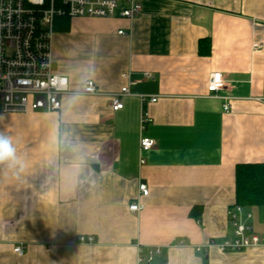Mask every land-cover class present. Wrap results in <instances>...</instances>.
I'll return each instance as SVG.
<instances>
[{
	"label": "crops",
	"instance_id": "0c3cea01",
	"mask_svg": "<svg viewBox=\"0 0 264 264\" xmlns=\"http://www.w3.org/2000/svg\"><path fill=\"white\" fill-rule=\"evenodd\" d=\"M138 1L132 21L75 19L55 30L53 69L69 77L58 112L0 117L24 165H0V264H139L156 249L150 264H264V247L193 248L233 237L236 166L264 162V0ZM125 72L133 95L113 111ZM214 72L225 82L217 96ZM89 80L99 94L85 92ZM140 94L157 97L143 133ZM143 136L152 149L141 151ZM134 201L144 210L131 212ZM245 211L264 238V208Z\"/></svg>",
	"mask_w": 264,
	"mask_h": 264
},
{
	"label": "built area",
	"instance_id": "2783aa9c",
	"mask_svg": "<svg viewBox=\"0 0 264 264\" xmlns=\"http://www.w3.org/2000/svg\"><path fill=\"white\" fill-rule=\"evenodd\" d=\"M143 7L138 0H0V117L6 114L27 113L33 110L58 112L62 108V96L69 92V77L56 73L53 69V41L55 21L60 17L71 20L85 18L121 17L132 21L142 13ZM119 31V34H123ZM258 47V45H255ZM149 76V75H148ZM128 84L121 91L112 94L110 107L113 111L123 108V97L133 95L131 87L136 82L130 72L123 73ZM225 88L221 72H214L208 82V92L212 96ZM85 92L99 94L94 81L89 80ZM141 115L140 131L153 121L147 105L155 103L156 96L140 94ZM225 111L230 105H224ZM155 140L143 136L140 140L141 151L155 146ZM141 163H145L142 159ZM141 196L149 195L146 184L139 186ZM145 205L134 201L129 205L133 213H140ZM229 221L233 226V237L222 241L210 240L193 246L199 255L217 249L221 252H238L252 247H264L262 238L252 225L253 215L245 207L235 204L229 208ZM92 236H80L79 243H92ZM177 246H188L180 241ZM25 244L14 248L17 255H23ZM159 249L148 251L139 256V264L154 261Z\"/></svg>",
	"mask_w": 264,
	"mask_h": 264
},
{
	"label": "trees",
	"instance_id": "16d2710c",
	"mask_svg": "<svg viewBox=\"0 0 264 264\" xmlns=\"http://www.w3.org/2000/svg\"><path fill=\"white\" fill-rule=\"evenodd\" d=\"M70 18L60 17L55 21V30L68 28ZM236 200L243 207L264 208V162L239 164L235 170Z\"/></svg>",
	"mask_w": 264,
	"mask_h": 264
},
{
	"label": "clouds",
	"instance_id": "9594fccd",
	"mask_svg": "<svg viewBox=\"0 0 264 264\" xmlns=\"http://www.w3.org/2000/svg\"><path fill=\"white\" fill-rule=\"evenodd\" d=\"M56 135L53 133L52 142L56 143ZM0 165H6L9 168L19 167L23 170V162L17 155V150L13 139L0 133Z\"/></svg>",
	"mask_w": 264,
	"mask_h": 264
},
{
	"label": "rangeland",
	"instance_id": "374dc122",
	"mask_svg": "<svg viewBox=\"0 0 264 264\" xmlns=\"http://www.w3.org/2000/svg\"><path fill=\"white\" fill-rule=\"evenodd\" d=\"M70 21H71V19H70Z\"/></svg>",
	"mask_w": 264,
	"mask_h": 264
}]
</instances>
